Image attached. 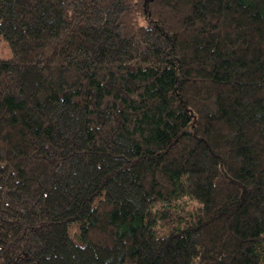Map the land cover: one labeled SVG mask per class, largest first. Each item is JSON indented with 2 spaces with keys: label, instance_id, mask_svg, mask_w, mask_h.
<instances>
[{
  "label": "trees",
  "instance_id": "16d2710c",
  "mask_svg": "<svg viewBox=\"0 0 264 264\" xmlns=\"http://www.w3.org/2000/svg\"><path fill=\"white\" fill-rule=\"evenodd\" d=\"M0 264H264V0H0Z\"/></svg>",
  "mask_w": 264,
  "mask_h": 264
},
{
  "label": "rangeland",
  "instance_id": "374dc122",
  "mask_svg": "<svg viewBox=\"0 0 264 264\" xmlns=\"http://www.w3.org/2000/svg\"><path fill=\"white\" fill-rule=\"evenodd\" d=\"M11 55V49L7 41L0 36V56L8 57Z\"/></svg>",
  "mask_w": 264,
  "mask_h": 264
}]
</instances>
